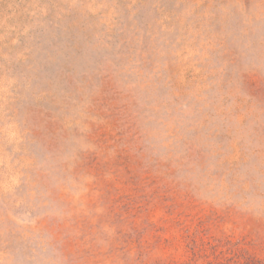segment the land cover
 Segmentation results:
<instances>
[{
  "label": "rangeland",
  "instance_id": "rangeland-1",
  "mask_svg": "<svg viewBox=\"0 0 264 264\" xmlns=\"http://www.w3.org/2000/svg\"><path fill=\"white\" fill-rule=\"evenodd\" d=\"M0 264H264V0H0Z\"/></svg>",
  "mask_w": 264,
  "mask_h": 264
}]
</instances>
